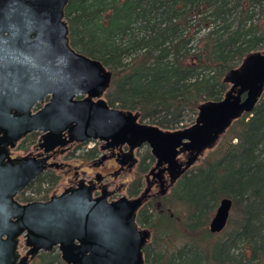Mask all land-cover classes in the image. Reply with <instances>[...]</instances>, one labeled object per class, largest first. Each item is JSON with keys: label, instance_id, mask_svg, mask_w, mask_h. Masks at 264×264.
<instances>
[{"label": "water", "instance_id": "obj_1", "mask_svg": "<svg viewBox=\"0 0 264 264\" xmlns=\"http://www.w3.org/2000/svg\"><path fill=\"white\" fill-rule=\"evenodd\" d=\"M68 2L0 0V264H28L38 250L55 245L66 264H147L150 231L136 221L140 199L109 202L78 184L46 202L20 203L15 197L46 168L47 158L11 159L9 146L34 130L42 132L46 152L91 139L105 148L147 143L157 166L168 164L173 183L235 120L252 113L264 92V48L225 74L228 89L221 99L200 103L191 125L163 130L106 101L112 72L72 47ZM37 104L43 105L32 114ZM185 151L184 164L177 162ZM231 207L230 199L219 201L211 232L225 228ZM21 239L30 247L25 252Z\"/></svg>", "mask_w": 264, "mask_h": 264}, {"label": "trees", "instance_id": "obj_2", "mask_svg": "<svg viewBox=\"0 0 264 264\" xmlns=\"http://www.w3.org/2000/svg\"><path fill=\"white\" fill-rule=\"evenodd\" d=\"M65 20L72 47L112 72L108 103L162 129L191 124L264 48V0H69ZM223 198L227 224L211 232ZM159 204L137 214L160 240L143 247L147 264H264V92ZM30 264L65 263L46 252Z\"/></svg>", "mask_w": 264, "mask_h": 264}, {"label": "flooded vegetation", "instance_id": "obj_3", "mask_svg": "<svg viewBox=\"0 0 264 264\" xmlns=\"http://www.w3.org/2000/svg\"><path fill=\"white\" fill-rule=\"evenodd\" d=\"M46 101H48V98H45L44 102ZM42 105L37 104L33 107L32 114L39 110ZM139 121L150 124L145 120L140 119ZM41 136L42 132L34 130L17 140L13 147L9 146V157L11 159L25 156L36 159L47 158L46 168L15 197L18 202L23 204L33 201L46 202L52 196L59 195L66 188L84 184L92 189L93 197L105 196L109 202L121 198L129 200L140 199V206L136 212V221L140 209L145 207L150 208V205L158 207L161 199L170 193L178 179L195 166L207 151H210H205L190 168L172 183L167 170L168 164L162 163L157 166V159L153 156L147 143H143L141 146L133 149L127 144L105 148L104 142L91 139L84 142H69L64 146H56L46 152L44 147L41 146ZM91 142H93V145H90ZM187 155L188 151L180 152L177 156V162L184 164ZM34 184H38L34 192L39 196H27V198H23L25 199L24 201H20L18 197L23 196V193ZM41 193L44 195L40 196ZM137 223L141 228H147L150 231L151 238L152 230L149 227L141 225L138 221ZM23 246V252L30 248L25 244ZM46 252L58 254L61 258L60 250L55 245L49 250H38L33 254V258L29 260L28 264L38 255Z\"/></svg>", "mask_w": 264, "mask_h": 264}, {"label": "rangeland", "instance_id": "obj_4", "mask_svg": "<svg viewBox=\"0 0 264 264\" xmlns=\"http://www.w3.org/2000/svg\"><path fill=\"white\" fill-rule=\"evenodd\" d=\"M105 99H107L106 97H105ZM114 106H116V105H114ZM185 124H187V123H185ZM90 145H93V142H91L90 143ZM81 147H84V146H81ZM207 153H208V151L205 153V155L203 156V158H205V156L207 155ZM202 158V159H203ZM201 159V160H202ZM200 160V161H201ZM199 161V162H200ZM199 162L197 163V164H199ZM38 187V184H34L31 188H29V189H27L24 193H23V196H20V197H18V199H20V201L21 200H25V199H23V198H27V196H31V195H33V196H39V195H37L35 192H34V189H36ZM42 195H44L43 193H41V195L40 196H42ZM32 196V197H33ZM213 214H214V212L211 214V217L213 216ZM211 217H210V219H211ZM210 221V220H209ZM171 230H172V228H171ZM217 233V232H216ZM155 241H158V242H160V240H154V239H152V237L150 238V240H149V243H150V246L151 245H154V246H156V244H155ZM24 243H23V240H20V243H19V249H20V251L21 252H23L24 251Z\"/></svg>", "mask_w": 264, "mask_h": 264}]
</instances>
